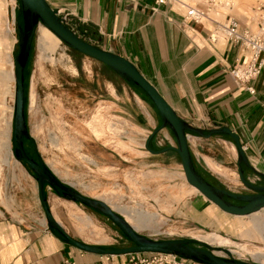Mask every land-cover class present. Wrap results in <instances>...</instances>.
Instances as JSON below:
<instances>
[{
    "label": "crops",
    "instance_id": "obj_1",
    "mask_svg": "<svg viewBox=\"0 0 264 264\" xmlns=\"http://www.w3.org/2000/svg\"><path fill=\"white\" fill-rule=\"evenodd\" d=\"M46 1L61 17L67 16L70 22L73 21L74 26L80 24L96 31L101 39L97 40V47L132 63L180 119L195 128L205 130L227 127L238 135L250 166L256 172L264 174V64L256 77L247 82L238 81L232 73L252 62L251 50L234 43L225 35L218 40L212 38L219 34L218 25L227 22L231 17L238 19L242 29L250 33L258 31V24L251 19L249 11L244 7L238 10L242 3L232 12L214 13V10L208 19L194 23L186 20L187 11L184 7L178 4L156 6L152 0ZM16 3L17 0H0V39L4 42L2 49L4 56H11L12 59L16 55L19 42ZM43 28L40 27V30ZM43 30L44 35L52 34L46 28ZM261 60H264V53L260 55L258 63ZM100 63L102 71L109 76L103 81L104 86L118 101L123 99L125 108H120L133 113L134 107L138 106L142 110L141 114L156 115L158 121L153 117L149 121L141 119V122L139 119L138 124L147 129L155 130L158 125H162L159 111L151 99H147L128 80ZM5 66L9 68L8 64H4V68ZM102 107L114 121L120 120L115 114L114 102H106ZM137 129L147 133L143 129ZM164 129L161 128V131L165 138L167 135L174 137L168 127ZM156 136H150L145 151L134 149L133 152L138 153H128L129 157L142 156V166L154 168L149 170L153 178L162 175L168 177L167 180L182 178L175 184L167 185L169 189L178 190L174 205L187 198L183 203V211L188 221L234 238L236 233L233 234L232 225H235L237 216L223 212L192 187L184 170L177 174L169 171V165L165 163L169 148L165 151L166 148L161 147ZM196 139L203 142L198 143V146H204L201 148L202 152L192 148L196 145ZM135 140L132 145L140 146L139 141ZM188 141L189 147L190 141L192 143L191 155L197 167L203 170L201 172H208L216 180L223 177L233 184L240 183L239 153L234 140L221 135L204 138L188 134ZM171 149L175 151L174 147ZM248 172L264 183V178L254 173L251 168L245 169V179L250 177ZM218 186L234 194H242L230 190L220 180ZM0 205L7 212H11L9 203L7 208L4 203ZM120 212L134 220V229L137 226L148 227L151 222L148 219L135 220L133 215L124 210ZM52 213L54 214L53 210ZM1 215L0 264H64L65 259L76 264H98L100 261V255L83 252L64 242L48 228L46 220L39 216H25L16 220L2 211ZM73 218L84 222L78 215Z\"/></svg>",
    "mask_w": 264,
    "mask_h": 264
},
{
    "label": "rangeland",
    "instance_id": "obj_2",
    "mask_svg": "<svg viewBox=\"0 0 264 264\" xmlns=\"http://www.w3.org/2000/svg\"><path fill=\"white\" fill-rule=\"evenodd\" d=\"M240 3L242 4L238 10L245 6L247 11L254 4L251 0ZM16 5L19 7L18 0ZM66 24L82 40L98 45L97 39L79 34L73 21L68 19ZM42 32L39 26L27 71V125L39 156L57 178L83 196L104 201L131 226L135 224L134 220L120 210L130 213L135 220H151L148 227L137 226L135 229L148 239L201 240L230 252L227 254L224 251L220 253V257L264 264V209L251 216L236 217L235 225H232V232L236 233L234 238L188 221L183 211V203L187 198L174 205L178 190L167 186L182 178L167 180L168 177L163 175L153 178L149 170L154 168L142 166V156L128 155L138 153L133 152L134 149L145 151L150 136L157 135L161 147L166 148L165 151L169 148L165 157L168 170L173 174L180 173L183 171L181 158L176 150L171 149L177 148L174 137L167 135L165 138L161 131L162 125L152 130L138 124L141 119L152 120L156 115L141 114L142 110L138 106L134 107L133 113L120 108H125L123 99L118 101L104 86L103 81L109 76L102 71L100 62L75 54L52 34L44 35ZM2 48L4 42L0 39V204L4 203L7 208L9 203L11 212L0 205V216L2 211L16 220L25 216H39L47 222L39 198L38 183L13 153L15 59L5 57ZM4 64L9 65V70L6 66L4 68ZM140 98L144 100L141 96ZM106 102L116 104L115 114L120 120L114 121L102 107ZM137 127L147 133L140 132ZM194 136L199 137L197 134ZM135 139L140 146L132 145ZM198 143L203 142L196 139V145L192 148L202 152L201 148L204 146H198ZM191 145L190 141V147ZM26 147L30 150L33 148L28 143ZM204 175L216 185L220 180L230 190L238 193L252 191L240 177V183L236 185L223 177L216 180L208 172H204ZM248 176L250 177L246 180L249 183L256 186L262 184L261 179L258 180L251 172H248ZM46 189L48 206H52L51 211L53 210L58 222L70 236L81 242L109 249L133 245L99 211L80 203L75 205L66 202L69 200L59 198L51 187ZM74 215L80 216L84 222L75 220ZM191 245L205 249L197 244ZM118 259V262L123 261L122 256H118Z\"/></svg>",
    "mask_w": 264,
    "mask_h": 264
},
{
    "label": "water",
    "instance_id": "obj_3",
    "mask_svg": "<svg viewBox=\"0 0 264 264\" xmlns=\"http://www.w3.org/2000/svg\"><path fill=\"white\" fill-rule=\"evenodd\" d=\"M22 4V13L25 10L33 11L37 15L35 25H32L28 37V53L24 66H19L16 72V101H15V131L14 143L17 150V155L21 163L26 164L35 174L37 171L42 172L40 178H36L39 184V198L44 209L48 227L50 230H55L60 234L61 239L67 244L86 253L96 255H110V256H124L133 253H161L172 254L183 257L196 264H258L249 263L234 258H224L213 253L214 250L225 251L230 254L228 250L221 248H214L211 245L198 241L191 240H152L148 239L138 232H136L128 222L113 211L106 203L101 200L92 199L83 196L75 191L72 187L62 183L57 176L50 170V168L43 162L41 157L37 161L31 159L25 150L23 137L31 141L37 148L28 130L25 117V68L31 53L33 40L41 22L49 28L55 35H57L67 46L72 50L79 52L87 57L98 60L115 71L122 78L132 81L135 85L141 88L151 99L156 106L162 118V127L171 126L176 132L179 142V148L176 152L179 154L183 169L188 183L197 188V190L205 196L210 202L214 203L223 212L232 216H249L255 212H259L264 208V187H259L249 183L241 169V164L244 163L247 167L256 173L258 176L264 178V174L256 172L249 164L248 159L244 153L243 147L238 135L233 133L229 128L223 127L221 129L205 130L195 128L187 122L180 119L172 107L160 95L157 89L146 80L137 68L125 58L114 53L105 51L97 46L91 45L85 40H82L76 32L71 30L66 20L62 18L57 10H54L46 0H20ZM24 17V16H23ZM24 33V27L19 29V36ZM17 55V54H16ZM23 63V62H22ZM19 126V127H17ZM187 132L197 134L201 137L211 138L213 135H226L231 137L237 147L239 153L238 164L240 166V178L252 191L261 193L258 195H241L234 194L228 190L217 188L216 186L205 180L196 170L193 161ZM207 132V133H206ZM21 154V155H20ZM37 176V174H36ZM44 183L49 187L60 189L63 195L58 196L74 203H80L91 209L97 210L111 220L126 236V238L133 244L127 248L106 249L98 245H92L81 242L70 236L64 227L56 221L52 214L51 208L48 206V200L44 197ZM229 200H234L245 205H235ZM191 244H197L205 249L194 247Z\"/></svg>",
    "mask_w": 264,
    "mask_h": 264
},
{
    "label": "built area",
    "instance_id": "obj_4",
    "mask_svg": "<svg viewBox=\"0 0 264 264\" xmlns=\"http://www.w3.org/2000/svg\"><path fill=\"white\" fill-rule=\"evenodd\" d=\"M156 6H166L178 4L186 9V20L194 23H200L204 19H208L212 11L219 7L230 5L226 0H152ZM262 12H264L263 0H252ZM229 9V11H231ZM257 9V7L255 8ZM254 10V8H253ZM66 23L68 18L64 17ZM254 20V19H253ZM219 34L225 35L231 41L245 46L251 50L253 54L252 62L250 63V73H247L248 78H242L239 74L240 69L233 71V76L241 82H247L253 77L260 74L264 60L258 63V59L264 53V23H258L259 34L250 33L241 28L236 17H231L227 22L218 25ZM213 38V36H212ZM215 40V39H214ZM123 261L118 262V256L100 255L98 264H196L193 261L172 254L161 253H133L122 256ZM64 264H76L70 259H65Z\"/></svg>",
    "mask_w": 264,
    "mask_h": 264
},
{
    "label": "bare ground",
    "instance_id": "obj_5",
    "mask_svg": "<svg viewBox=\"0 0 264 264\" xmlns=\"http://www.w3.org/2000/svg\"><path fill=\"white\" fill-rule=\"evenodd\" d=\"M230 5H232V8L230 9V7L228 6H223V7H219L215 10L214 13H227L229 12V9L231 10V12L239 5L240 2H242L243 0H226ZM252 1V0H251ZM256 1V0H255ZM262 1V0H261ZM253 2V1H252ZM254 3V2H253ZM262 4V3H261ZM261 4H253V6L250 8L249 10V14H250V17L251 19H254V21L258 24L260 23V21L264 23V12H262L260 9H258ZM263 4H264V0H263ZM257 7V9H255ZM245 8V6H244ZM254 8V10H253ZM23 19H24V33H22L20 36H19V42H18V52H17V55H15V101H16V88H17V82H16V72H17V68L19 66H24L25 64V61H26V58H27V53H28V45H27V42H28V37H29V33H30V29L32 27V25H35V22H36V19H37V15L33 12V11H30V10H25L23 12ZM212 16V14H211ZM210 16V17H211ZM67 17V16H66ZM40 27H44L46 28V30L48 29L53 35L54 37H56L58 40L62 41L57 35H55L49 28H47L42 22L41 24L39 25ZM39 28V27H38ZM43 28V29H44ZM41 29V30H43ZM38 31V30H37ZM44 31V30H43ZM43 33V32H42ZM256 34H259V30L256 32ZM220 37H222L221 34H216L213 36V38L215 40H218ZM45 38V37H44ZM63 42V41H62ZM64 43V42H63ZM69 47V46H68ZM23 62V63H22ZM250 62L247 63L243 68L240 69L239 71V74L242 78H248L246 77L247 76V73H250ZM160 114V113H159ZM161 117V115H160ZM162 120V118H161ZM163 123V122H162ZM19 127V126H17ZM169 129L173 132L174 134V137L176 139V142H177V148H179V142H178V139H177V136H176V132L173 128H171V126H169ZM14 131H15V106H14V118H13V137H12V144H13V153H14V156L16 158L17 161L21 162L18 158V155H17V150H16V147H15V143H14ZM21 155V154H20ZM183 165V164H182ZM184 170V169H183ZM41 173L42 172H39L37 171L36 174H37V178H40L41 176ZM185 173V172H184ZM186 176V175H185ZM37 181V180H36ZM38 183V181H37ZM192 186V185H191ZM194 187V186H192ZM38 188H39V184H38ZM195 189H197L196 187H194ZM205 197V196H204ZM206 198V197H205ZM98 200V199H97ZM71 202V201H69ZM104 202V201H103ZM74 203V202H72ZM105 203V202H104ZM75 204V203H74ZM108 205V204H107ZM109 206V205H108ZM110 207V206H109ZM111 208V207H110ZM112 209V208H111ZM264 209V208H263ZM262 209V210H263ZM113 210V209H112ZM114 211V210H113ZM260 212V211H259ZM258 212H255L251 215H254ZM54 215V214H53ZM249 215V216H251ZM237 217H247V216H237ZM55 218V216H54ZM56 219V218H55ZM57 221V219H56ZM58 222V221H57ZM128 222V221H127ZM59 223V222H58ZM129 224V223H128ZM130 225V224H129ZM131 226V225H130ZM132 227V226H131ZM133 228V227H132ZM134 229V228H133ZM135 230V229H134ZM196 240V239H195ZM198 241H201V240H198ZM203 242V241H202ZM205 243V242H204ZM208 244V243H207ZM213 247V246H212ZM214 248H220V247H214ZM223 249V248H221ZM226 250V249H224ZM224 253V251H218V250H214L213 253L217 256H221L220 253Z\"/></svg>",
    "mask_w": 264,
    "mask_h": 264
},
{
    "label": "trees",
    "instance_id": "obj_6",
    "mask_svg": "<svg viewBox=\"0 0 264 264\" xmlns=\"http://www.w3.org/2000/svg\"><path fill=\"white\" fill-rule=\"evenodd\" d=\"M19 2V7H18V10H17V26H18V32H19V29L20 28H23L24 26V19H23V13H22V4H21V1L18 0ZM77 31L79 34H81L83 37H86V38H90V39H100V36L97 34L96 31H94L93 29H90V27L88 26H82L80 24H78L77 26ZM87 41V40H86ZM33 46H34V40H33V45H32V49H31V53H30V56H29V60H28V63L26 65V68H25V72H24V76H25V100H24V103H25V117H26V123H27V88H28V82H27V71H28V66H29V63H30V60H31V56H32V52H33ZM75 54H78V55H81V56H84L83 54L79 53V52H76L74 50H72ZM17 54V52H16ZM129 83H131L134 87H136L139 91H141L143 93V95H145V97H147V99L150 100V98L145 94V92L139 88L138 86H136L132 81H129ZM151 101V100H150ZM207 133V132H206ZM187 134H192L190 132H187ZM195 135V134H193ZM216 136H219V135H213L212 137H216ZM221 137H224V138H228L230 139L231 141H233L231 139V137L229 136H226V135H221ZM23 142H24V147H25V150H26V153L27 155L31 158V159H34L35 161H37V158L39 157V154L38 152L35 151V146L34 144L29 141L27 138L23 137ZM31 144L34 148V151H33V148L32 150L30 149H27L26 147V144ZM194 161V160H193ZM195 163V162H194ZM27 169L28 171L31 173V175L36 179L37 176L36 174L26 165V164H23ZM195 167H196V170L198 171V173L205 179L207 180L209 183H211L212 185L220 188L218 185H216V183L212 180H210L209 178H207V176L204 175L203 172H201V170L197 167L196 163H195ZM249 167H247L244 163L241 164V169L243 170V172L245 173V169H247ZM49 187V185L47 183H44V197L46 198V188ZM53 192L58 195V196H61L62 195V191L60 189H56V188H52ZM56 236H58L59 238L60 237V234L55 231V230H51ZM121 231V230H120ZM125 236V235H124ZM63 240V239H62ZM106 249H109V248H106Z\"/></svg>",
    "mask_w": 264,
    "mask_h": 264
},
{
    "label": "flooded vegetation",
    "instance_id": "obj_7",
    "mask_svg": "<svg viewBox=\"0 0 264 264\" xmlns=\"http://www.w3.org/2000/svg\"><path fill=\"white\" fill-rule=\"evenodd\" d=\"M257 186H259V187H264V183H262V184H259V185H257ZM218 188V187H217ZM221 189V188H220ZM62 191V190H61ZM64 193H63V191H62V195H63ZM258 194H261V193H258V192H255V191H251V192H249V193H242L241 195H258ZM229 201H231L232 203H234L235 205H245L246 203H235L234 202V200H229Z\"/></svg>",
    "mask_w": 264,
    "mask_h": 264
}]
</instances>
